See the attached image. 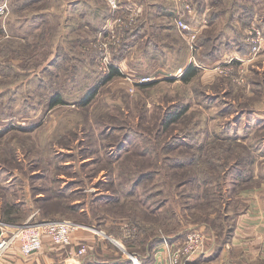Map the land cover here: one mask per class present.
Here are the masks:
<instances>
[{"label": "rangeland", "instance_id": "1", "mask_svg": "<svg viewBox=\"0 0 264 264\" xmlns=\"http://www.w3.org/2000/svg\"><path fill=\"white\" fill-rule=\"evenodd\" d=\"M120 1L141 4L123 34L106 25L128 11L95 0L96 10L53 13L24 42L1 41L0 60L22 59L15 63L22 72L8 76L0 64V113L10 117L0 133L31 138L16 160L0 161V203L22 201L17 211L24 220L28 195L40 185L46 198L77 199L71 212L92 224L107 213L151 220L152 211L177 228L231 221L225 211L237 208L238 192L264 184V0ZM213 14L216 30L206 33L205 55L228 41L216 39L218 33L232 32L247 44L248 59H199V34L193 43L177 20L208 24ZM191 63L199 73L185 83L181 76ZM113 68L122 75L105 83ZM143 77L151 81L138 84ZM96 86V97L84 104ZM57 95L65 103L50 108ZM173 111L182 115L167 127ZM23 120L28 129L18 124Z\"/></svg>", "mask_w": 264, "mask_h": 264}, {"label": "crops", "instance_id": "2", "mask_svg": "<svg viewBox=\"0 0 264 264\" xmlns=\"http://www.w3.org/2000/svg\"><path fill=\"white\" fill-rule=\"evenodd\" d=\"M2 1L3 0H0V4ZM10 1L11 12L9 18L7 21L0 19V43L3 39L14 42L26 41L28 36L31 37L32 35L30 32L37 31L39 27L42 28L41 24L45 23L47 18L55 12H64V10L71 9L75 14H78L82 8L87 9L88 12L93 9L96 10L95 0ZM49 2L52 4L51 8L46 6ZM69 2L71 5H69ZM123 6L122 3L121 7L128 12L131 9L137 10L138 13L141 12L139 10L141 9V4L139 2H137V4H130L128 7L127 5L126 7ZM35 7H39L40 9L33 11ZM189 10H192V8ZM71 13L73 14V12ZM191 13L193 12L191 11L190 14ZM208 14V11L203 13V19L208 17ZM216 17L217 16L213 14V17H211L212 20L208 24L207 21L202 20V23L198 25H190L194 30L199 31L200 42L202 43V45H200L201 50L198 51L199 59H225L229 56H236L239 59H248V48L246 47L247 50L246 48H242L247 44L233 37L232 32L225 36L218 33L216 39L219 40L227 37L228 41L216 52L207 53L205 55L203 44L209 41L205 36H207L206 33L208 31L216 30L213 28L215 26L214 22ZM109 18L106 27L110 28L112 32L116 30L120 31V34H123L126 27L130 26H119L116 23L117 18L116 20H112L111 16ZM138 18L139 17H137V20ZM178 20L186 22L181 17L178 18ZM37 21L39 22L37 23ZM33 26H35V28H33ZM37 26L39 27L37 28ZM228 28L234 31L232 26ZM219 32H221V30ZM209 38L211 41L215 39H212V37ZM132 40L133 38L128 40V42ZM93 44L94 42L92 45ZM130 45H132V43ZM131 47L132 46H126L127 52ZM199 52L201 54L200 56ZM194 58L196 59V56H194ZM214 60H208L207 63L212 64ZM2 61L3 59L0 60V64L3 63L7 66L8 76H14L22 72L15 64L16 62H21L22 59L17 60L13 58L11 61L9 60L11 63ZM126 62V59H124L121 64ZM16 71H18V73H16ZM2 114L4 113H0V116ZM9 118L7 114L0 117V132L7 128L4 123H6ZM18 124L25 128L29 126V124L26 125L25 121ZM9 133H11V131L0 133V161L4 163H9V160L12 159L10 157L12 156L16 160L21 152L20 149L27 146L25 141L29 142L31 138L30 135L12 137L15 133ZM5 147H8L9 150L5 149ZM6 170L9 171L8 169ZM20 178L22 177L20 176ZM39 188H41L40 185L36 186L35 190H32L34 191V197H32V191L28 195L27 208L29 213L24 217L23 221L57 219L63 216V213H66L65 216L72 213L71 209L66 212L56 209L53 205L54 201H46L47 198L44 192ZM238 197L240 198V203L236 204L233 202L232 204L234 207L236 204L237 208L235 207L236 209H232L230 212L225 211V216H231V221H221L218 225L222 227L218 225L214 226L213 221H199L201 222L199 225L196 223L193 224V221H187V223L183 222L179 224L181 226L177 228L173 221H161L162 219H160L159 215H156L154 211L150 214L151 220L147 215L139 216L136 214L139 217L124 219L122 217H116L115 214L107 213L101 221H96V223L93 224L91 222L84 223L102 230L106 236L98 235L89 230L79 229L75 232L73 236V245L70 247L56 246L46 239L44 248L37 254L27 258L22 256L18 246H15L5 255L0 264H133V258H136L137 263L140 264H168L170 258L168 245L174 248L177 244L182 243L188 232L195 228L193 226L199 227L198 229L204 232L206 230L208 241L202 254L192 264H220L222 262L230 264H264V184L260 189L257 187H245L242 191L238 192ZM42 198L45 203L42 202ZM35 200L38 201V203H35ZM76 200L77 199H75V201ZM1 201L0 208L5 202L3 199H1ZM72 201L68 204L74 207L76 203ZM8 202L17 208L23 206L22 201L19 199L10 200ZM31 204H35L36 206L33 207ZM229 205H231V203H229ZM84 213L83 209L77 212V214ZM228 222H231V227L227 226ZM226 229L227 232L225 231ZM221 231H223L222 234ZM81 247L86 248V252L83 254H79Z\"/></svg>", "mask_w": 264, "mask_h": 264}, {"label": "built area", "instance_id": "3", "mask_svg": "<svg viewBox=\"0 0 264 264\" xmlns=\"http://www.w3.org/2000/svg\"><path fill=\"white\" fill-rule=\"evenodd\" d=\"M107 2L113 12L121 10L120 0H107ZM9 11L10 7L8 2L0 4L1 17L5 16ZM137 13V10L131 9L125 17H118L116 23L119 26L132 25L137 20ZM177 23L180 30L185 32L186 35L188 34L194 43L199 31L194 30L188 23L182 20H178ZM257 33L261 40L263 38L261 32ZM150 81L151 79L149 77H143L139 79L138 84H148ZM79 229L89 230L98 235L106 236L102 230L94 226L70 219L45 221L30 220L23 224H12L0 219V262L15 246H18L22 256L29 258L44 248L46 239L56 246L70 247L73 245V236ZM205 245L206 235L204 231L196 229L191 230L182 243L177 244L174 248L168 245L170 253L168 264L194 263L202 254ZM85 252L86 248L81 247L79 254ZM133 264L140 263H137L136 258H133Z\"/></svg>", "mask_w": 264, "mask_h": 264}, {"label": "trees", "instance_id": "4", "mask_svg": "<svg viewBox=\"0 0 264 264\" xmlns=\"http://www.w3.org/2000/svg\"><path fill=\"white\" fill-rule=\"evenodd\" d=\"M198 73H199V68L195 64L191 63L186 68L184 73L182 74L181 80L185 83H189L198 75ZM121 75H122V73L120 72V70H118V68H113L107 74L104 81H105V83H107L108 81L112 80L113 78H115L117 76H121ZM99 86H96L94 88V90L90 92V94L86 97L84 104H89L94 100V98L96 97V95L98 93V87ZM64 103H65V101L57 95L51 100L49 105H50V108H54V107H56L60 104H64ZM181 115H182L181 112L178 113L176 111L168 113V115L166 117V121H165L167 127L176 123L180 119ZM208 179L209 178L200 179V180L202 182H204V184H207ZM54 195H56V194H54ZM58 195H60V194H57V196H53V197H47L46 201L49 202V201L53 200L54 201V204H53L54 207H56V209L64 210L65 212H66V210H69V209L73 210L74 207L71 205L69 206V204L63 198H60ZM43 203H45V201ZM3 206L6 208V209H4V211L1 215L4 218V219H2L3 221L8 222V223H12V224H23L24 223L22 217H20V213L17 211L20 207L17 208L14 205H12L11 203L6 202V201L3 203ZM62 215L63 216H61L57 219H50V220H63V219L71 218L73 220L75 219V221H77V222L86 223L84 221H81L82 219L74 213H71L70 215H67V216H65L66 213L65 214L63 213ZM40 221H45V220H40Z\"/></svg>", "mask_w": 264, "mask_h": 264}]
</instances>
